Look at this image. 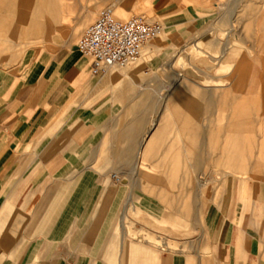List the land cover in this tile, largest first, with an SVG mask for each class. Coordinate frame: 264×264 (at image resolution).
Segmentation results:
<instances>
[{"label": "crops", "instance_id": "obj_1", "mask_svg": "<svg viewBox=\"0 0 264 264\" xmlns=\"http://www.w3.org/2000/svg\"><path fill=\"white\" fill-rule=\"evenodd\" d=\"M57 1L0 0V54H7L9 61V54L22 40L48 37L51 27L58 26L61 7ZM142 1L144 8L157 4L156 0ZM162 7L158 4L166 23L164 35L159 43L149 42L137 67L95 75L92 62L81 56L77 43L56 40L53 52L29 58L21 65L24 73L0 91V264H264L262 182L237 191L242 193L240 201H234L233 186L227 185L219 203H213L205 214L203 203L197 207L203 225L199 237L163 238L157 233L163 244L155 246L131 236L140 231L138 221L136 228L133 225L134 213L158 220L163 217L162 223L170 227L167 231L188 225L183 216L164 214L160 202L156 205L152 197L172 209L174 188L197 187L195 203L198 198L203 202L207 183L205 174L196 170L203 165L207 139L225 131L226 145L230 143V105L218 118L222 124L217 133L196 125L190 134L183 124L188 116L178 108L188 104L192 107L188 112L214 124L216 94L211 87H221L225 80L206 77L201 81L202 92H144L149 88L141 82L167 62L147 56L172 48L175 31L183 42L195 38L199 23L191 9ZM95 10L89 8L85 16L91 17ZM234 49L220 61L218 71L229 72L239 65L242 52L238 48L237 54ZM183 60L181 55L174 59L170 69ZM248 64L252 69L248 68L246 87L259 82L252 78L254 64ZM135 89L139 92H127ZM192 93L200 98L194 103L182 100L181 96ZM243 93L235 101L251 95ZM153 94L164 109L150 116ZM221 96L228 93L221 92ZM155 120L157 126L150 131ZM240 138L244 139L238 149L241 153L234 152L237 159L231 168L222 153L221 167L232 171L221 173L223 180L231 174L246 175L251 167L264 170L258 153L253 165L245 168L242 149H246V136L238 134ZM114 175L121 178L119 183ZM156 175L165 176L163 186L151 199L138 196L135 200L134 193L145 191L143 182L151 186ZM134 177L140 182L135 184ZM177 198L185 210L190 204L188 190ZM183 215L189 217V211ZM147 236L160 242L154 234ZM168 242L175 248H169Z\"/></svg>", "mask_w": 264, "mask_h": 264}, {"label": "rangeland", "instance_id": "obj_2", "mask_svg": "<svg viewBox=\"0 0 264 264\" xmlns=\"http://www.w3.org/2000/svg\"><path fill=\"white\" fill-rule=\"evenodd\" d=\"M156 1L157 4H155V6H146V8H144L142 6V0H58L57 2L61 7L58 26L51 27L48 37L35 39V37L31 36L28 41L22 40L20 47L15 48L14 52L9 54V61L7 60V54H0V91L3 90L4 86H6V84L13 77L21 76L24 73L26 69L22 68L21 65L26 64L29 58L32 57L33 59H36L42 54L46 55L53 52L56 49L53 42L56 40L65 44L69 42L76 44L84 30L96 20L100 10L103 8L112 7L116 18L119 20L125 21L138 16L144 17L150 22L161 23L164 27L166 23L161 18V11L158 9V4H162V8L180 6L191 9L192 14H195V17L199 18L198 26L194 30L196 32L195 38L183 42L177 37L178 32L175 31V34L171 36V41L173 42L172 48L155 52L152 53V55L147 56L148 58L150 56L162 57V59L167 61L166 65L162 68H158L156 70L157 74L150 72L151 70L149 68H144L145 72L150 73L147 76L148 80L141 82V84L149 88V91L146 90L144 92H177L180 87H184L183 84H186L188 87V89L183 88L184 92H202L204 88L201 86V81H203L206 77L225 80L223 86L211 87V89L215 91L213 93L216 94L214 99L217 111L215 119H217L214 124H209L203 117H195L193 113L188 112L192 108L190 105L184 103L178 105V108L185 110L184 115L188 116L186 117L187 120L184 121L183 124L188 126L187 131L190 134L195 132L196 125L201 127L206 126L209 128L208 131L217 133L219 131V125L222 124L218 118L219 116L224 115L225 107L228 105L231 106L228 113L230 118L237 114V111L234 110H238L239 106H235L233 104V102H235L236 95L240 93V91L237 90L238 86L236 85V79L240 72H242L245 63L250 61L254 64L252 78L256 82L259 80V82L257 85H250L249 87H246L247 84L245 82V88L243 91L248 94H256L261 87L264 88V83L260 81L262 78L264 79V0ZM92 7H95V13L91 17L85 16V14H87V10ZM160 35L157 36L155 40L162 38L164 34ZM177 38L179 39L178 42L176 40ZM148 45L149 43L145 47ZM233 46L234 48L236 47V49L240 48V52H242L239 59V65L234 66L229 72L218 71L220 61H222L226 53L231 52V48ZM236 49H234V51H236ZM236 53L239 54L238 50ZM180 55L184 58L183 62L175 66V71L171 70L169 64ZM142 62L143 59L129 67H137ZM181 70H183V73ZM179 75L187 76L190 80H186L184 77H180ZM180 81L183 86L180 85ZM139 82L140 81H138V83ZM258 85L259 88H257ZM127 92L139 91L135 89L133 91L127 90ZM221 92H227L228 96H221ZM150 98L152 106L149 115L151 116L155 112L159 114L164 109V104L159 102V100L157 102L158 98L155 94L150 96ZM181 98L183 101L194 103L200 98V96L197 93H192L191 95H183ZM252 112V117H257L258 113H256L255 110H252ZM261 115H264L263 112ZM225 123L226 122H223V124ZM170 131H172V128ZM248 132L249 134H257L258 129H246V134H248ZM225 134L226 132L224 131L220 137H208L207 140L209 142L206 144V155L202 158L203 165H201L200 169L196 170L198 173L205 174L203 176V181L207 183L203 188L204 194L207 198L203 197V202L202 198H198L197 204L195 203L196 195L198 193L197 187L174 188L172 190L173 201L171 203L174 206L172 209L167 207V204L164 202L163 204L161 201H158L156 198L153 199L152 197L151 199L150 195L155 194L156 190L160 188V186L162 187L163 183L166 181L165 176L157 175L152 177L150 181L152 184L151 186L146 184V182H143L145 187V191L143 193L133 194L135 200L138 199V196H141L150 198L156 205L160 202V207H163L162 212H164V214L174 213L175 216H183L181 219L189 222V224L186 226L182 225L181 227H176L172 231H167L170 227L168 224L162 223L161 220L163 217L158 220L148 217V215L146 216L143 212L137 214L134 213L132 214L134 218V227L136 228L137 221L141 226H138L140 227V231L138 233H131V236L142 237L149 244L155 246H162L163 244L161 243L159 237H157V233H160V236L163 238H181L189 236L199 237L203 233V225L199 221V218H197V207H200L203 203L204 207L202 210L205 214L208 207H210L213 203H219L220 199L225 195L227 185L233 186V197L234 201L237 202L241 200L240 196H242V193H238L243 192L247 186L259 184L261 182L264 183V170H256L254 167H251L246 175L231 174L223 180L224 175H221V173H232L231 170L221 167V165L224 164L222 161L223 159L221 158L222 152L226 148L227 138L224 136ZM235 138V142L237 143L234 146L239 149L241 147V142L244 139ZM251 138H246L248 140H245V148H249L251 146L258 148L259 145H257L256 141L260 139V137L256 135L254 136V139ZM170 139L171 138H169L168 141H170ZM238 149H236V151ZM237 152L238 154L241 153L239 150ZM249 157H251V159ZM254 157L255 154L247 157V167L249 164L253 165L252 160ZM260 157L261 156H259V158ZM260 160L261 161L259 163L264 164V160ZM153 161L156 162L157 160L154 159ZM230 163L231 161L228 164L230 165ZM259 163L257 167H260ZM133 181L135 184L139 183L140 178L134 177ZM185 189L189 192L188 201H190V204L187 208H185V210H183L184 208L180 206L181 204L178 202L179 199L177 198V195L184 192ZM183 211H189V217L183 215ZM150 233L154 234L160 242L150 240L147 236ZM168 243L170 244L168 245L169 248H175L176 245H174V243Z\"/></svg>", "mask_w": 264, "mask_h": 264}, {"label": "built area", "instance_id": "obj_3", "mask_svg": "<svg viewBox=\"0 0 264 264\" xmlns=\"http://www.w3.org/2000/svg\"><path fill=\"white\" fill-rule=\"evenodd\" d=\"M161 31V23L138 16L119 20L113 8L106 7L84 30L77 42V50L92 62L93 74H104L113 68L126 69L135 64L144 46ZM113 179L116 183L121 181L117 175Z\"/></svg>", "mask_w": 264, "mask_h": 264}, {"label": "bare ground", "instance_id": "obj_4", "mask_svg": "<svg viewBox=\"0 0 264 264\" xmlns=\"http://www.w3.org/2000/svg\"><path fill=\"white\" fill-rule=\"evenodd\" d=\"M39 1V0H38ZM47 1V0H46ZM35 2V1H34ZM49 2V1H48ZM27 3V2H26ZM7 4V3H6ZM32 4V3H31ZM21 5V4H20ZM43 5H44V3H43ZM3 6V5H2ZM49 6V5H48ZM5 7V6H4ZM18 7V6H17ZM21 7V6H20ZM27 7V6H26ZM46 7V6H45ZM45 7H44V10H45ZM23 8H25V7H23ZM5 9V8H4ZM26 9V8H25ZM54 9V8H53ZM49 10V9H48ZM55 10V9H54ZM30 11H32V10H30ZM17 13V12H16ZM46 13V12H45ZM45 13H44V15H45ZM48 13H50V12H48ZM1 15V14H0ZM40 15V14H39ZM38 15V16H39ZM41 17H42V14L40 15ZM5 17V16H4ZM35 18V17H34ZM33 18V19H34ZM43 18V17H42ZM32 19V20H33ZM40 19V18H39ZM2 20V19H1ZM0 20V21H1ZM35 20V19H34ZM41 20V19H40ZM43 20V19H42ZM42 20H41V22H42ZM54 20H55V18H54ZM3 21H4V19H3ZM36 21V20H35ZM3 23V22H2ZM5 23V22H4ZM35 23V22H34ZM42 23H44V22H42ZM231 23V22H230ZM7 24V23H6ZM51 24V23H50ZM49 24V25H50ZM13 25H14V23H13ZM34 25V24H33ZM51 26V25H50ZM41 27V26H40ZM1 28V27H0ZM37 30H39L40 31V29H39V27H38V29ZM42 30V29H41ZM10 32H11V30H10ZM164 33V27L162 26V31H161V35ZM5 34V33H4ZM159 34V35H160ZM158 35V36H159ZM160 35V36H161ZM157 38V37H156ZM155 38V39H156ZM155 39H153L154 41H152L153 43H159V39L158 40H155ZM151 41H149V42H151ZM148 42V43H149ZM147 43V44H148ZM146 44V45H147ZM163 44V43H162ZM145 45V46H146ZM144 46V47H145ZM165 46V45H164ZM147 51L148 50H145L144 51V48H143V51H142V55H141V57L139 58V60L142 58V57H145V55H146V53H147ZM138 60V61H139ZM137 61V62H138ZM136 62V63H137ZM262 62V61H261ZM135 63V64H136ZM262 64V63H261ZM128 68H130V67H128ZM128 68H126V69H128ZM248 68L249 69H252V68H250V64H248V63H245L244 64V68H243V70H242V72H240V74H239V82L238 83H236V85L238 86V89L237 88H235V89H237L238 91H240V93H243V92H245V91H243V89L245 88V82H246V79H248L247 78V76H248V74H249V71H248ZM180 76V75H179ZM181 76H183L186 80H190L187 76H184V75H181ZM180 78V77H179ZM262 82L264 83V79L262 78ZM188 84V83H187ZM184 85V87H180V89L177 91V92H184V89L183 88H185V89H188V87H187V85L186 84H183ZM182 85V86H183ZM192 86V85H191ZM176 88V87H175ZM192 88V87H191ZM225 93V92H224ZM239 93V94H240ZM244 94V93H243ZM242 94V95H243ZM258 96H256V97H251V95H250V97L249 96H245L244 98L242 97V98H240L239 100L240 101H235L236 103H234V105L235 106H239V109L238 110H234V111H237V114L235 115V116H232V118H230L229 117V114H228V119H229V129H228V131L230 132V139H229V141H230V143H229V145H226V150H224L222 153H223V156H226V158L229 160L228 161V163L231 161V163H230V166L232 167L233 166V164L235 163V160L237 159L233 154H234V152H237L236 151V149H238V148H236L234 145L236 144V142H235V137H238V134H244L245 136H246V138L248 137V138H253L254 139V136H256V135H258L259 137H260V140H261V144H260V146H259V150L258 149H256V148H254V147H249V148H246V149H242V153L244 154L245 153V156H242L244 159H248L247 157L250 155V156H252L253 154H256V153H258V155L259 156H261L260 158L262 159V160H264V115H261V113L263 112V114H264V88H260L259 89V91H258ZM256 94V95H257ZM251 108H253V109H251ZM252 110H255V112L256 113H258V115H257V117H252V115H251V113H253L252 112ZM229 111H230V108H229ZM255 123V124H254ZM234 124V125H233ZM157 126V121L155 120V122H153L152 123V125H151V130L150 131H152V130H154V128ZM252 128H257L258 129V132H257V134H255V133H250L249 134V132H248V134H246V129H248V130H251ZM157 129V128H156ZM155 129V130H156ZM256 132V131H255ZM120 138V137H119ZM234 138V139H233ZM245 138V140H248V139H246ZM251 138V139H252ZM149 142H151V141H149ZM235 142V143H234ZM149 146V145H148ZM147 145H146V147H148ZM151 146V145H150ZM215 146H217V145H215ZM150 148V147H149ZM150 149H148V151H149ZM217 150V149H216ZM142 151V150H141ZM142 153V152H141ZM144 153V152H143ZM201 156V155H200ZM250 159H251V157H249ZM224 159V158H223ZM246 160H245V163H244V166H245V168L247 167V164H246ZM261 166H263V165H261ZM248 168V167H247ZM261 168V167H260ZM263 168V167H262ZM261 168V169H262Z\"/></svg>", "mask_w": 264, "mask_h": 264}]
</instances>
